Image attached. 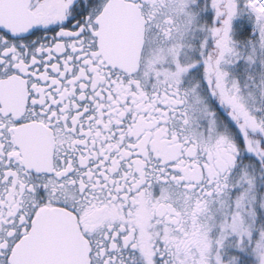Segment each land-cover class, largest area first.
I'll list each match as a JSON object with an SVG mask.
<instances>
[{
  "label": "snow or ice",
  "instance_id": "6c2138e0",
  "mask_svg": "<svg viewBox=\"0 0 264 264\" xmlns=\"http://www.w3.org/2000/svg\"><path fill=\"white\" fill-rule=\"evenodd\" d=\"M0 264H264V0H0Z\"/></svg>",
  "mask_w": 264,
  "mask_h": 264
}]
</instances>
